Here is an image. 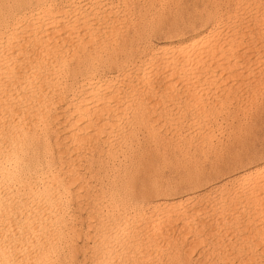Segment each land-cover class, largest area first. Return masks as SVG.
I'll list each match as a JSON object with an SVG mask.
<instances>
[{
    "label": "bare ground",
    "instance_id": "1",
    "mask_svg": "<svg viewBox=\"0 0 264 264\" xmlns=\"http://www.w3.org/2000/svg\"><path fill=\"white\" fill-rule=\"evenodd\" d=\"M5 1L0 0V264H75L78 253L83 264H190L195 252L199 262L213 264L208 256L218 255L208 244L217 245L214 240L223 235L235 237L238 248L264 245V162L246 167L230 188L218 186L217 197L192 194L153 202L141 195L132 202L136 194H127L126 184L125 191L106 185L99 191L90 183L101 169L109 176L119 157L136 151L143 137L159 132L179 137L184 127L217 123L227 103H238L237 93L245 99L260 93L264 75L252 74L254 65L264 68V11H252L256 5L249 0H223L225 9L207 10L200 29L149 49L139 44L140 54L137 44H130L134 36L125 44L122 20L109 17L112 0ZM115 1L127 7L129 0ZM112 67L117 74L106 75ZM159 141L156 150L165 145ZM74 210L85 212L83 233ZM80 235L91 239L82 251L74 240ZM248 258L254 262L251 253Z\"/></svg>",
    "mask_w": 264,
    "mask_h": 264
},
{
    "label": "rangeland",
    "instance_id": "2",
    "mask_svg": "<svg viewBox=\"0 0 264 264\" xmlns=\"http://www.w3.org/2000/svg\"><path fill=\"white\" fill-rule=\"evenodd\" d=\"M5 1V0H4ZM10 0H8L9 2ZM112 15L110 13V18L113 19V17L115 18H118V19H121L122 22L120 27H121V30H123V36H124V39H126L124 42H126L125 44H127V41H131L132 40V36H134L133 38V43L131 41L130 44H137V48L140 49V46L143 45V47H141L143 50L146 49H149L150 47H152L153 45H156V44H160L164 41H166L168 38L169 39H174V40H177L179 38H182V37H186L190 34H192L195 30H198L200 29V27L202 26V24L204 25L207 20L205 19V15H206V11L207 10H211L210 12H212L213 10H220V11H223L225 9V7L222 6V1L223 0H144L145 2H143V0H126L128 1L126 4L127 7H124L125 5H121V3H116L115 0H112ZM131 1H134L131 2ZM142 1V2H141ZM147 1V2H146ZM161 1V2H159ZM201 1V2H200ZM209 1V2H208ZM211 1H212V5L214 3V5L217 7V9H215L216 7L213 5H211ZM215 1V2H214ZM216 1H220V2H216ZM251 2H254L253 5H256V6H252L253 7V10L254 11L255 9L258 8L259 11H264V0H260L262 1L260 3L259 0H256V1H252V0H249ZM259 1V3H258ZM7 2V0L5 1ZM139 2V3H138ZM159 2V3H158ZM166 2V3H165ZM194 2V4H193ZM205 4H204V3ZM208 2V3H206ZM114 3V5H113ZM148 6H147V4ZM154 7H152L150 4ZM171 3V4H170ZM210 3V4H209ZM216 3V4H215ZM158 4V5H157ZM173 4V5H172ZM176 4V6H175ZM185 4V5H184ZM204 4V5H203ZM219 4V5H218ZM259 4V7L257 6ZM138 5V7H137ZM140 5H142L140 7ZM156 5V6H155ZM161 5V6H160ZM181 5V6H180ZM206 5V6H205ZM150 6V7H149ZM164 6V8H163ZM193 6V7H192ZM195 6V7H194ZM211 6V7H210ZM149 7V8H148ZM156 7V8H155ZM159 7V8H158ZM162 7V8H161ZM170 7V8H169ZM179 7V8H177ZM214 7V8H213ZM257 7V8H256ZM125 8V10H124ZM139 8V9H137ZM143 8V9H142ZM154 8V9H153ZM158 8V9H157ZM207 8V9H206ZM212 8V9H210ZM219 8V9H218ZM122 9V10H121ZM162 9V10H161ZM177 9V11H176ZM262 9V10H261ZM115 10V11H114ZM120 10V11H119ZM145 11L143 13V11ZM157 10V11H156ZM203 10V11H202ZM126 11V13H125ZM128 11V13H127ZM133 11V12H132ZM137 11H138V14H137ZM141 11V13H140ZM149 11V12H148ZM155 11V12H154ZM176 11V12H175ZM183 11V12H182ZM196 11V12H195ZM200 13H199V12ZM116 14H115V13ZM119 12V13H118ZM125 13V16H124V13ZM132 12V13H131ZM136 12V13H135ZM158 12V13H156ZM198 12V13H197ZM209 12V11H208ZM162 13H164V15H162ZM173 13V14H171ZM177 13V14H176ZM179 13V14H178ZM192 13V15H191ZM202 13V14H201ZM254 13V12H253ZM123 14V15H122ZM128 14V15H127ZM132 14V16H131ZM134 14V15H133ZM142 14V15H141ZM161 14V15H160ZM137 15V16H136ZM152 16L150 17V16ZM171 15V17H170ZM175 17H174V16ZM179 15V16H178ZM118 16V17H117ZM141 16V17H140ZM144 16V17H143ZM149 16V17H148ZM204 16V17H203ZM248 16V15H246ZM122 17H126V19H122ZM131 17V18H130ZM136 17V18H135ZM140 17V18H139ZM155 17V18H154ZM159 17V18H158ZM109 18V19H110ZM129 18V19H127ZM135 18V19H134ZM142 18V19H141ZM146 18V20H145ZM150 18V19H149ZM193 18V19H192ZM107 20L108 22L111 20ZM131 19V20H130ZM155 19V20H153ZM158 19V20H157ZM123 20H125L123 22ZM138 22H136V21ZM141 20H144V21H141ZM157 20V22H156ZM160 20V22H159ZM163 20V21H162ZM165 20V21H164ZM200 20V22H199ZM104 20L102 19L101 22H103ZM146 21V22H145ZM176 24H174V22ZM202 21V22H201ZM118 22V23H120ZM132 23L130 25V23ZM137 26H136V24ZM156 22V23H155ZM245 22V21H244ZM123 23V24H122ZM141 23V25H140ZM146 23V25H145ZM185 23V25H184ZM126 24H129V25H126ZM134 24V25H133ZM156 27H155V25ZM189 24V25H188ZM143 25V26H142ZM149 27H148V26ZM175 25V26H174ZM124 26V28H123ZM132 26V27H131ZM135 26V27H134ZM172 26V27H171ZM139 27V28H137ZM142 27V28H141ZM146 27V28H145ZM159 27V28H157ZM177 27V28H176ZM130 28V29H129ZM135 28V29H134ZM136 28L138 29L137 32H134L136 31ZM150 30H149V29ZM153 28V29H151ZM141 29V30H140ZM145 29V30H144ZM147 29V30H146ZM157 29V30H156ZM160 29V30H159ZM163 29V30H162ZM145 32H143V31ZM153 30V31H152ZM162 30V31H161ZM170 30V31H169ZM139 31V33H138ZM174 31V32H173ZM133 32V33H132ZM159 32V33H158ZM136 33V34H134ZM148 33V34H147ZM151 33V34H150ZM181 33V34H180ZM132 34V35H131ZM138 34V35H137ZM144 34V35H143ZM156 34V35H155ZM130 36V38H129ZM142 36V37H141ZM145 36V37H144ZM137 37V38H136ZM140 37V38H139ZM147 38V39H144V38ZM155 37V38H154ZM158 38V39H157ZM130 39V40H129ZM138 41H137V40ZM140 39V40H139ZM136 40V42H134ZM144 40V41H143ZM140 42V43H139ZM154 43V44H153ZM140 44V46H138ZM149 44V45H148ZM149 46V48H148ZM142 49H140V54H142ZM255 69L254 70V73L252 74L253 77L259 79L258 77H260L261 75L263 76L264 75V68L263 70L261 71V67H258L256 65L253 66ZM113 68V69H112ZM110 69H106L105 73L107 75H116L117 74V70H114V67H112ZM113 71H112V70ZM260 69V70H258ZM252 70V71H253ZM112 72V73H111ZM258 73V75H257ZM264 77V76H263ZM262 78V81L264 80V78ZM261 88L260 90H258V92L260 91V93H257L255 94V96L251 97L252 99H250V97H248L247 99H245L244 97V94H242V92H239L237 93L238 95V103L235 104V102H232L231 104L230 103H227L228 105H225V109L222 110V114H220V117L218 118L217 117V123L214 122L213 123V120L212 122L208 123L207 126L208 129H205V127H207L205 125H202L203 127L200 126H196V127H192V129H188L187 127L185 128H182L181 129V134L179 137H174L177 139H175L172 135L170 137L169 134H165L164 132H159V134L157 133L154 137H159L157 138H147V137H143V139H141L138 143H136V151H132V152H129L126 154L125 156V159L121 158L122 156L119 157L118 161H116L114 164H116V168H110L112 170H109L108 171V175L107 177H105V175H101L102 174V169H101V172H100V175L97 176V180L99 183H96L97 180L95 178V183L93 182L94 179H92V181L90 183H92V187L94 188L93 185H95L97 187L96 190L99 188L100 190L102 191H106L105 189V185H106V188L108 189V187L110 188L111 186L114 187L115 186V189H117L118 187V190H124L127 186V188L129 189H125L124 191L125 192H128L127 194L133 192H135L136 196L134 197V195H132V197L130 198V195H126L125 197L130 201L133 200V197H134V201L132 202H136L138 200L141 199V195H142V198H143V195L146 197L147 196L150 201H159V200H165V199H170V200H174L178 201L180 200V198H184L185 196L187 195H194L196 198H200L201 196H213V197H217V190L218 188L223 185H227L228 188L231 187V185H233L235 183V178L238 176V174H240L243 170H246L247 168H251L253 167L255 164H258V163H262L264 162V81L262 83V85H260ZM263 89V90H262ZM242 95H241V94ZM218 93H216V96L218 97ZM241 95V96H240ZM240 96V97H239ZM243 96V97H242ZM261 96V97H260ZM243 98V99H241ZM258 98V99H257ZM239 100H241L239 102ZM248 100V101H247ZM247 104H246V103ZM252 102V103H251ZM234 103V104H233ZM231 106H230V105ZM233 104V105H232ZM240 104V105H238ZM246 104V105H245ZM252 104V105H251ZM254 104V105H253ZM235 105V106H234ZM251 108H250V106ZM240 106V108H239ZM249 106V107H248ZM228 107V108H227ZM247 107V108H246ZM256 107V108H255ZM260 107V108H259ZM227 108V109H226ZM243 108V109H242ZM230 109V110H229ZM232 109V111H231ZM237 109V110H236ZM245 109V110H244ZM227 112H225V111ZM240 110V111H239ZM248 110V111H247ZM256 110V111H255ZM232 113H231V112ZM235 111V112H234ZM238 111V114H236ZM247 111V113H245ZM255 111V112H254ZM229 112V113H228ZM250 112V113H249ZM257 112V113H256ZM256 113V114H255ZM252 114V115H251ZM262 114V115H261ZM235 115V116H234ZM238 115V116H237ZM241 115V117H240ZM244 117H243V116ZM247 115V116H246ZM259 115L262 117H259ZM228 116V117H227ZM251 116V117H249ZM227 117V118H225ZM234 117V118H233ZM243 117V118H242ZM250 119H249V118ZM221 118V119H220ZM234 120H233V119ZM239 120H237V119ZM258 118V120H257ZM222 122H220V120ZM226 119V120H224ZM236 119V120H235ZM243 119V120H242ZM248 120L247 124H246V121L245 120ZM256 119V120H255ZM260 119V120H259ZM262 119V120H261ZM226 123H225V122ZM239 121V122H238ZM242 121V122H240ZM251 121V122H250ZM258 121V122H257ZM221 123V124H219ZM228 123V124H227ZM231 123V124H230ZM239 123V124H237ZM236 126H235V125ZM246 124V125H245ZM254 124V125H253ZM213 125V126H212ZM230 125V126H228ZM241 125V126H240ZM253 125V126H252ZM226 126V127H225ZM238 126V127H237ZM243 126V127H242ZM55 127V126H54ZM201 130H200V128ZM222 127V128H221ZM248 127V128H246ZM195 128V129H193ZM246 128V129H245ZM184 129V130H183ZM210 129V130H209ZM235 129H238V130H235ZM242 129V131H241ZM252 130V131H251ZM196 131V132H194ZM203 133H202V132ZM209 131V132H208ZM213 131V132H212ZM229 133H228V132ZM231 131L233 133H231ZM239 131V132H238ZM186 132V133H185ZM188 132V133H187ZM207 132V133H206ZM211 132V134H210ZM236 132V133H235ZM238 132V133H237ZM249 132V133H248ZM194 133V134H193ZM199 133V134H198ZM231 133V134H230ZM235 133V135H234ZM242 133V134H240ZM162 134V135H161ZM187 134V135H186ZM191 136H190V135ZM216 134V135H215ZM227 134V135H226ZM239 134V135H238ZM166 135V136H165ZM226 135V136H225ZM230 135V136H229ZM162 136V137H161ZM169 136V137H167ZM197 136V137H196ZM202 136V137H201ZM215 136V137H214ZM167 137V139H166ZM184 137V138H182ZM189 137V138H188ZM191 137V138H190ZM195 137V138H194ZM215 139H214V138ZM225 137V138H224ZM236 137V138H235ZM238 137V139H237ZM240 137V138H239ZM162 138V139H161ZM175 140H174V139ZM186 138V139H185ZM193 138V139H192ZM197 138V139H196ZM227 138V139H226ZM234 138V139H233ZM254 138V139H253ZM145 139V140H144ZM151 139V140H150ZM155 141H154V140ZM159 139L161 140V142L165 143V145H161V144H157V150L155 149L156 147H153L154 144L159 143ZM165 139V140H163ZM173 139V140H171ZM182 139V140H181ZM188 139V140H187ZM201 139V140H200ZM204 139V141H203ZM229 139V140H228ZM237 139V140H236ZM169 140V141H168ZM190 140V141H189ZM195 140V141H194ZM200 140V141H199ZM206 140V141H205ZM211 140V141H209ZM233 140V141H232ZM153 141H154V144H153ZM202 141V142H201ZM172 142V143H171ZM178 142V143H177ZM194 142V143H193ZM205 142V143H204ZM212 142V143H211ZM228 142V143H227ZM231 142V143H230ZM143 143V144H142ZM152 143V144H151ZM176 143V144H174ZM187 143V144H186ZM143 146H141V145ZM174 144V145H173ZM199 144V145H198ZM206 144V145H205ZM214 147H213V145ZM216 144V145H215ZM135 145V144H134ZM148 145V146H147ZM151 147H150V146ZM177 145V146H175ZM190 147H189V146ZM167 146V147H166ZM174 146V147H173ZM180 146V147H179ZM200 146H202L200 148ZM221 146V148H220ZM150 147V148H148ZM160 147H163V150L162 148ZM165 147V149H164ZM171 147V148H170ZM207 150H206V148ZM217 147V148H216ZM147 148V149H146ZM176 148V149H175ZM179 148V149H178ZM186 148V149H185ZM200 150H199V149ZM152 149V151H151ZM175 149V150H174ZM219 149V150H218ZM222 149V150H221ZM140 150V151H139ZM149 151V152H146ZM154 150V151H153ZM159 150V151H158ZM171 152H169V151ZM172 150V151H171ZM174 150V151H173ZM182 152L180 153L179 152ZM186 150V152H185ZM188 150V151H187ZM195 150V151H194ZM202 150V152H201ZM210 150V151H209ZM214 150V151H213ZM144 151V153H143ZM157 151V152H156ZM184 151V152H183ZM199 151V152H198ZM163 152V153H162ZM175 152V153H174ZM196 152V153H195ZM137 153V154H136ZM142 153V154H141ZM165 153V154H164ZM174 153V154H173ZM132 154V156H131ZM135 154V155H134ZM176 154V156H175ZM193 154V155H192ZM203 154V155H202ZM208 154V155H207ZM212 154V155H211ZM214 154V156H213ZM223 154V155H222ZM130 155V156H128ZM144 155V156H143ZM147 155H150L149 157L152 158V160H150V158H148ZM184 155V156H183ZM218 155V156H217ZM130 158H128V157ZM143 156V157H142ZM155 156V157H154ZM174 156V157H173ZM180 156V157H179ZM194 156V157H193ZM205 156H208L205 157ZM210 156V157H209ZM127 157V158H126ZM159 159H157V158ZM164 159H163V158ZM173 157V158H172ZM177 157V158H176ZM179 157V158H178ZM217 157V158H216ZM121 158V159H120ZM133 158V159H132ZM140 160H137L139 159ZM145 158V159H144ZM171 158V159H170ZM184 158V159H183ZM197 158V159H196ZM239 158V159H238ZM128 159V160H127ZM132 159V160H131ZM136 159V160H135ZM142 159V160H141ZM167 159V160H166ZM189 159V160H188ZM192 159V160H191ZM195 159V160H194ZM203 159V160H202ZM206 159V160H204ZM119 160H122V161H119ZM126 160V161H125ZM131 160V161H130ZM162 160V161H161ZM182 160H183V163H182ZM201 160V161H200ZM139 161V162H138ZM148 161V162H147ZM152 161V162H151ZM157 161V162H156ZM164 161V162H163ZM167 161V162H165ZM191 161V163H190ZM195 161V162H194ZM221 161V162H220ZM242 163H241V162ZM134 163V165L132 164H128V163ZM150 162V163H149ZM155 162V163H154ZM177 162V163H175ZM189 164H188V163ZM193 162V163H192ZM205 162V163H203ZM121 163V165L119 164ZM129 165H127V164ZM161 163V164H160ZM168 163V164H167ZM173 163V164H172ZM201 163V164H200ZM241 163V164H240ZM142 164V166H141ZM156 164V165H155ZM159 164V165H158ZM170 164V165H169ZM179 164V165H178ZM182 164V166H181ZM186 164V165H185ZM198 164V165H197ZM217 164V165H216ZM240 164V165H239ZM137 165V166H136ZM154 165V166H153ZM162 165V166H161ZM168 165V166H166ZM174 165V166H173ZM178 165V166H177ZM184 165V166H183ZM192 165V166H191ZM202 165V167H201ZM205 165V166H204ZM216 165V166H215ZM122 168H121V167ZM152 166V167H151ZM177 166V167H176ZM204 166V168H203ZM221 166V167H220ZM237 168H236V167ZM118 167V168H117ZM131 167V168H130ZM161 167V168H160ZM173 167V168H172ZM180 167V168H179ZM185 169H184V168ZM215 167V168H214ZM217 167V168H216ZM232 167V168H231ZM247 167V168H246ZM177 168V169H176ZM225 168V169H224ZM245 168V169H244ZM128 169V170H127ZM135 169V170H134ZM141 169V170H140ZM150 169V170H149ZM157 169V170H156ZM187 169V170H186ZM190 169V170H189ZM193 169V170H192ZM202 171H201V170ZM210 169V170H209ZM114 170V172L117 171L116 174H114L112 171ZM172 170V171H171ZM174 170V171H173ZM198 172H197V171ZM206 170V171H204ZM122 171V172H121ZM136 171V172H135ZM146 173H145V172ZM155 171V172H153ZM161 171V172H160ZM188 171V172H187ZM201 171V172H200ZM124 172L125 174L127 175H124ZM133 172V173H132ZM175 172V173H174ZM183 172V173H182ZM206 172V173H205ZM122 177V173H123V177L121 178L119 176ZM188 173V174H187ZM197 173V174H195ZM201 173V174H199ZM220 173V174H219ZM111 174L115 175L114 178L112 176L113 179H115L114 181H112V178L111 177ZM118 174V175H117ZM132 174V175H131ZM191 174V175H190ZM195 176H194V175ZM203 174V175H202ZM205 174V175H204ZM117 175V176H116ZM135 175V176H134ZM145 175V176H144ZM176 175V176H175ZM100 176L102 177V180L103 182L101 181L100 182ZM160 176V178H159ZM192 178H191V177ZM203 176V177H202ZM218 176V177H217ZM125 177V179H123ZM195 177V179H194ZM209 177V178H208ZM110 178V180H109ZM121 178V179H120ZM127 178V179H126ZM132 178V179H131ZM147 178V179H146ZM151 178V179H150ZM175 178V179H174ZM191 178V179H190ZM203 178V179H202ZM211 178V179H210ZM234 178V179H233ZM108 179V180H106ZM123 179V180H122ZM131 179V181L129 180ZM165 179V180H163ZM170 179V180H169ZM180 179V180H179ZM187 179H188V182H187ZM118 180V181H117ZM121 180V181H120ZM126 180H127V183H126ZM129 180V181H128ZM160 180V181H159ZM177 180V181H176ZM234 180V181H233ZM108 181L109 182V185H108ZM133 181V182H132ZM162 181V182H161ZM172 181V182H171ZM112 182H116L115 185L114 183ZM119 182V183H118ZM129 182V183H128ZM182 184H181V183ZM196 182V183H195ZM223 182H225L223 184ZM226 182H230V183H226ZM102 183V184H101ZM105 183V184H104ZM107 183V184H106ZM118 183V184H117ZM123 183V184H121ZM168 183V184H167ZM100 184V186H99ZM112 184V185H111ZM126 184V186H125ZM146 184V185H145ZM175 184V185H174ZM121 185V188L120 186ZM215 185V187H214ZM132 190L131 189V187ZM143 186V187H142ZM171 186V187H170ZM179 186V187H178ZM192 186V187H191ZM199 186V187H198ZM219 186V187H218ZM150 187V188H149ZM213 187V188H211ZM145 188V189H144ZM178 188V189H177ZM98 189V190H99ZM142 189V190H141ZM99 190V191H100ZM122 190V191H123ZM146 190V192H145ZM152 190V191H151ZM161 190V192H160ZM173 190V191H171ZM195 190L197 192H195ZM209 190V191H208ZM131 191V192H130ZM148 191V193H147ZM206 191V192H205ZM213 191V193H212ZM216 191V192H215ZM144 194H143V193ZM151 192L153 195H151ZM169 192V193H168ZM187 192V193H186ZM193 192V193H192ZM195 192V193H194ZM216 195H215V193ZM150 193V195H149ZM163 193H167L166 196L165 194ZM210 195H209V194ZM132 194V193H131ZM162 196H161V195ZM171 194V195H170ZM180 194V195H179ZM214 194V195H213ZM140 195V196H139ZM153 196V198H152ZM164 196V197H163ZM169 196V197H168ZM146 197V198H147ZM151 197V198H150ZM163 197V198H161ZM137 199V200H136ZM153 199V200H152ZM148 200V199H147ZM78 210H74V214L75 216L77 215V218H75V220H77L78 222H75L76 223V228L79 229V231L81 233L85 232L86 231V228L87 226L84 224L85 222L83 221L84 218H85V212H82L81 215H78L79 211L76 212ZM72 213V212H71ZM78 213V214H77ZM79 216L81 217V219L78 220ZM244 216H239V218L242 220ZM74 220V221H75ZM79 221L81 222L82 221V224L80 225ZM84 222V223H83ZM79 226H78V224ZM81 228V229H80ZM85 229V231H84ZM237 234V233H236ZM230 236V233L228 234ZM228 235H223L222 237H219L216 238L214 241L217 242V245L216 243L213 245L212 242H210V240L208 239L205 243L206 244H203V246H207V244L210 246L211 249H213V253L214 255L217 254L218 256H208V260H212L214 261V263L216 262V264H224L225 263V260L228 259V261H231L232 258L233 260L235 259V257H237V260H239L240 258L243 260L246 258V260L249 261V259H251L250 261L253 262V258H248L250 256V253L254 256V262L253 264H259L258 262L261 260V257H262V254L260 255V253H262V249H261V246L264 247V245H259L260 247H258V245H253V246H250V247H236L237 246V241L235 240L236 238L231 236V238L229 239V236ZM81 236V235H80ZM78 236V237H80ZM83 236V235H82ZM80 237L78 239V237L74 238V240L76 241V246L78 247V249L80 247H83L86 246L84 245L85 242H87L88 244L91 243V239L89 240L88 238H85V237ZM226 237V238H225ZM82 238H85L86 240L88 239V241H86L85 239L83 240L82 242ZM220 239H222L223 241H221ZM79 240V241H78ZM81 240V241H80ZM236 241V242H235ZM218 242L220 243V246L218 247ZM230 242V243H229ZM78 243V244H77ZM232 243V244H231ZM236 243V244H235ZM82 244V246H81ZM225 244V245H223ZM234 244V245H233ZM216 247L213 248V246ZM230 245V246H229ZM202 246V247H203ZM223 249H222V248ZM226 247V248H225ZM236 247V248H234ZM238 248V249H237ZM247 248V249H246ZM251 248V250H250ZM220 249V250H218ZM234 249V251H233ZM237 249V251H236ZM258 251H257V250ZM79 250H84V249H79ZM231 250V251H230ZM242 250V252H241ZM249 250V251H248ZM261 250V251H260ZM219 251V252H218ZM226 251V253H225ZM230 251V253H229ZM246 251V252H245ZM255 251V253H254ZM264 252V251H263ZM221 253V254H220ZM233 253V254H232ZM79 255H76V263L75 264H83V259H82V253H78ZM196 252L193 254V258H192V262L190 264H202V262H199L200 261V257H197V254ZM237 254V256L235 255ZM81 255V256H80ZM223 255V256H221ZM227 255V256H226ZM243 255V256H242ZM260 255V256H259ZM196 256V257H194ZM231 256V257H229ZM235 256V257H234ZM247 256V257H245ZM257 256V257H256ZM81 258V260H80ZM214 260H213V259ZM218 258V259H217ZM222 258V259H221ZM248 258V259H247ZM260 258V259H259ZM193 259H194V263H193ZM197 259V260H196ZM217 259V260H215ZM221 259V260H220ZM240 259V261H242ZM80 260V261H79ZM224 260V261H223ZM259 260V261H258ZM199 263H198V262ZM211 261V262H212ZM220 261V262H219ZM245 261V260H243ZM79 262V263H78ZM81 262V263H80ZM156 264H159L158 261L155 262ZM206 263V261H205ZM208 263V262H207ZM206 263V264H207ZM213 263V264H214ZM204 264V263H203Z\"/></svg>",
    "mask_w": 264,
    "mask_h": 264
},
{
    "label": "snow or ice",
    "instance_id": "3",
    "mask_svg": "<svg viewBox=\"0 0 264 264\" xmlns=\"http://www.w3.org/2000/svg\"><path fill=\"white\" fill-rule=\"evenodd\" d=\"M9 264H14V262H9ZM226 264H253L251 261H232V262H226ZM259 264H264V253H262L261 260L259 261Z\"/></svg>",
    "mask_w": 264,
    "mask_h": 264
}]
</instances>
